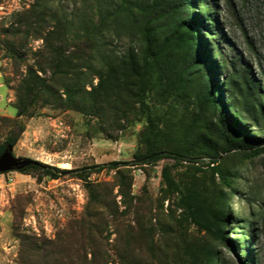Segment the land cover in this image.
<instances>
[{
	"label": "rangeland",
	"instance_id": "374dc122",
	"mask_svg": "<svg viewBox=\"0 0 264 264\" xmlns=\"http://www.w3.org/2000/svg\"><path fill=\"white\" fill-rule=\"evenodd\" d=\"M49 1L55 10L86 13L99 23L95 0ZM193 1L197 13L199 7L214 8L209 15L214 42L201 20L197 29L204 48L210 50L222 95L227 96L223 80L233 69L247 70L255 82L264 81V0ZM33 2L0 0V144L12 135L14 121L23 128L12 146L14 156L72 171L57 178L32 169L0 173V264L152 263L158 233L163 226L173 229L180 213L177 193L162 185L163 167L181 186L195 182L224 193L223 212L229 225L225 230L234 244L232 250L210 242L192 225L186 228L191 239L206 240L218 251L220 258L213 264L221 260L222 264H264V152L223 150L224 139L211 112L197 116L187 99L153 92L146 95L147 108L142 110L123 86L116 100L98 112L35 102L32 115H17L16 87L27 67L34 66L35 53L44 41L32 32L11 35L8 30L23 29L18 24L20 14ZM104 35L108 41L112 36L106 29ZM10 42L21 57L8 49ZM112 43L123 52L127 36L122 34L119 40L113 36ZM64 50L68 53L72 47ZM92 58L97 68V57ZM86 75L87 81L97 83V75ZM109 81L117 91V81ZM84 88L91 86L86 83ZM249 134L253 145L264 138V122L259 119ZM149 147L174 149L185 156L133 164L135 153ZM203 150L218 152L217 162ZM113 160L128 164L83 170V177L76 174V169ZM95 194L99 201L93 199Z\"/></svg>",
	"mask_w": 264,
	"mask_h": 264
},
{
	"label": "trees",
	"instance_id": "16d2710c",
	"mask_svg": "<svg viewBox=\"0 0 264 264\" xmlns=\"http://www.w3.org/2000/svg\"><path fill=\"white\" fill-rule=\"evenodd\" d=\"M95 2L98 24L86 13L78 16L74 11L70 15L51 8L49 0H34L30 8L20 14L18 24L22 23L23 29L8 30L11 35L32 32L44 41L42 49L35 53L34 66L27 67L16 87L17 115H32L35 102L54 103L80 112H98L109 107L124 86L125 94L139 103L142 110L147 108L146 95L153 92L161 97L173 95L187 99L197 116L211 112L224 139L223 150L249 149L251 155L264 152V138L253 145L249 134L252 126L259 125V119L264 122V81L255 82L247 70L233 69L223 80L227 96L222 95L214 79L210 50L204 48L197 29L201 20L214 42L213 21L209 17L213 7L209 10L199 7L197 13L193 9V0ZM105 29L112 34L109 41L105 38ZM122 34L127 36L128 47L118 52L112 40L113 36L121 39ZM66 46H71L72 51L65 52ZM7 47L15 56L21 57L15 43L10 42ZM92 57H97V68L91 63ZM37 71L48 72L49 76H40ZM88 73L97 75L96 84L86 80ZM110 78L117 81V91L108 84ZM86 83L91 86L89 90L84 88ZM148 119L153 125L149 113ZM22 130L16 122H11L9 132L12 135L0 144V152L8 145L13 146ZM201 153L217 162L218 152L203 150ZM184 156L174 149L149 147L135 153L133 164H153L163 158ZM126 164V161L113 160L76 169V174L83 177V170L118 168ZM31 169L50 178L72 171L39 161L29 162L17 170ZM161 182L170 193H177L176 207L180 213L173 229L161 228L153 242L156 254L152 257L153 262L148 264H213L220 256L210 242H217L229 251L233 249L234 244L225 230L229 225L223 212L224 193L220 189L208 191L195 182L181 186L165 167L161 170ZM93 199L99 201L100 197L95 194ZM188 225L203 232L210 242L191 239L186 229Z\"/></svg>",
	"mask_w": 264,
	"mask_h": 264
},
{
	"label": "water",
	"instance_id": "95a60500",
	"mask_svg": "<svg viewBox=\"0 0 264 264\" xmlns=\"http://www.w3.org/2000/svg\"><path fill=\"white\" fill-rule=\"evenodd\" d=\"M34 161L36 160L14 156L12 154V146L8 145L2 152H0V173L19 169L29 162Z\"/></svg>",
	"mask_w": 264,
	"mask_h": 264
}]
</instances>
